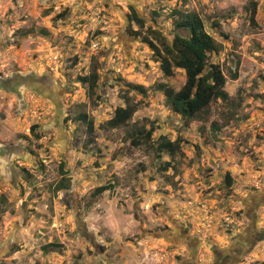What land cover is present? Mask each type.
I'll list each match as a JSON object with an SVG mask.
<instances>
[{
	"label": "clouds",
	"instance_id": "9594fccd",
	"mask_svg": "<svg viewBox=\"0 0 264 264\" xmlns=\"http://www.w3.org/2000/svg\"><path fill=\"white\" fill-rule=\"evenodd\" d=\"M0 264H264V0H0Z\"/></svg>",
	"mask_w": 264,
	"mask_h": 264
},
{
	"label": "trees",
	"instance_id": "16d2710c",
	"mask_svg": "<svg viewBox=\"0 0 264 264\" xmlns=\"http://www.w3.org/2000/svg\"><path fill=\"white\" fill-rule=\"evenodd\" d=\"M202 92H203V86H202Z\"/></svg>",
	"mask_w": 264,
	"mask_h": 264
}]
</instances>
